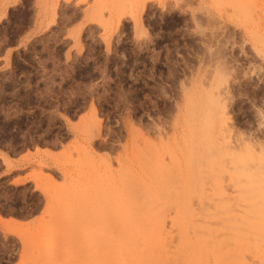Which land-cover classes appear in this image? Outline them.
Masks as SVG:
<instances>
[{"label": "rangeland", "instance_id": "rangeland-1", "mask_svg": "<svg viewBox=\"0 0 264 264\" xmlns=\"http://www.w3.org/2000/svg\"><path fill=\"white\" fill-rule=\"evenodd\" d=\"M3 86L0 264H97L150 189L172 249L174 218L224 202L264 235V0H0Z\"/></svg>", "mask_w": 264, "mask_h": 264}, {"label": "bare ground", "instance_id": "bare-ground-1", "mask_svg": "<svg viewBox=\"0 0 264 264\" xmlns=\"http://www.w3.org/2000/svg\"><path fill=\"white\" fill-rule=\"evenodd\" d=\"M15 79L16 78H14V80ZM223 80L225 79L223 78ZM4 90L5 87L2 91L3 94ZM222 92L223 91H221V93ZM224 92L219 95L217 103V119L223 129L226 127V122L230 119V115L227 114V103L228 100L232 98L229 97L231 96V92H229V95L228 92ZM3 94V97H0L1 103L9 99L4 97L6 94ZM20 94L21 93H19V95ZM92 109L93 117L88 120L89 122L86 126L87 132H93L94 124L100 121L97 117V108L93 106ZM260 112H262L264 117V111L260 110ZM11 122L16 123L15 121ZM21 122L22 121H19L18 124ZM2 123H0L1 126L4 125L3 128L7 130V123ZM21 124H23V122ZM9 126L11 127L12 125L10 124ZM7 131L5 135L3 134L6 138H2V140L5 139L4 142L8 140V138L10 140V138L15 137V134L14 136H10V133H8L10 130ZM7 133L9 135H7ZM14 140L15 139H13V141ZM248 149L252 153L253 159H255V148L250 146ZM261 172V174H264V171ZM31 174L33 177L38 178L42 172L33 171ZM46 177L49 183L55 182L52 175H47ZM262 183L264 187V182ZM248 189V186L242 188L247 197L245 195L243 197L242 195L241 199H249V194L247 193L250 189ZM135 191L136 193H141L142 190H139V192L137 190ZM146 195L145 201H142V196H138L141 201H137L135 204V217L124 215L119 220L117 232L113 231L111 228H106L103 231L104 243H116V254L109 256L103 250V252H101L102 259L98 261L97 264H249L247 254L252 248L256 251L260 262L264 264V235L258 233L252 238L249 232L252 224L248 216V209L251 207L249 200L246 202L244 201L245 205L242 209L243 215L241 217L237 216L232 204H227L225 202L218 203L217 206L226 214V217L220 220V222L211 219H195L192 217L194 213L192 209L190 211V208H188L189 210L186 208L184 216L173 219V224L178 230V241L174 249H172L169 243V235L166 232L165 221L156 212V206L153 202V189H150V192H147ZM17 224L15 220L9 222V225L13 226ZM28 239L27 237L24 239L26 246L29 241ZM24 255L26 256L25 253ZM74 256L75 253L72 248L67 249L63 253L60 264H65ZM53 257L54 260H51L54 262L53 264H58L55 250ZM89 263L94 264L91 258L88 259V264Z\"/></svg>", "mask_w": 264, "mask_h": 264}]
</instances>
